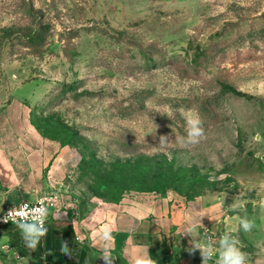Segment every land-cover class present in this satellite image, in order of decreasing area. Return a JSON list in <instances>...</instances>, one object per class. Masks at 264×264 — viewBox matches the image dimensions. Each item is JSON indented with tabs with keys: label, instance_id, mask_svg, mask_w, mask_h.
<instances>
[{
	"label": "rangeland",
	"instance_id": "374dc122",
	"mask_svg": "<svg viewBox=\"0 0 264 264\" xmlns=\"http://www.w3.org/2000/svg\"><path fill=\"white\" fill-rule=\"evenodd\" d=\"M12 100L82 151V202L237 197L255 226L231 235L264 264V0H0V112ZM181 110L202 120L196 145Z\"/></svg>",
	"mask_w": 264,
	"mask_h": 264
},
{
	"label": "crops",
	"instance_id": "0c3cea01",
	"mask_svg": "<svg viewBox=\"0 0 264 264\" xmlns=\"http://www.w3.org/2000/svg\"><path fill=\"white\" fill-rule=\"evenodd\" d=\"M20 113L13 100L0 112V208L43 197H55L56 205L49 209L47 234L35 251L26 248L17 224L0 229V264H24L26 258L27 264H107L102 258L105 244L112 264H130L134 256L145 254L156 264H202L195 244L211 242L215 250L219 245L212 235L241 230L240 202L226 195L210 200L129 192L117 201L82 202L68 191L67 182L82 151L45 140ZM60 210L66 211L65 218ZM190 214H199L191 232ZM104 225L111 228L107 242L94 234ZM63 241L69 254L61 252ZM218 255L207 264H215Z\"/></svg>",
	"mask_w": 264,
	"mask_h": 264
},
{
	"label": "clouds",
	"instance_id": "9594fccd",
	"mask_svg": "<svg viewBox=\"0 0 264 264\" xmlns=\"http://www.w3.org/2000/svg\"><path fill=\"white\" fill-rule=\"evenodd\" d=\"M181 114L184 115L186 121V135L177 137L178 141L185 146L198 144L205 136L201 118L199 117L198 113H194L192 110H188L187 112L181 110ZM167 140L168 137L161 136L160 144H166ZM259 155L260 154L257 153L258 157ZM259 204L261 207H264V200L259 201ZM231 207L235 208V205H231ZM47 215L48 210L43 206L33 208L31 210H26L25 206L24 209L20 210L14 208L8 213L4 220L7 222L11 218L15 221L16 217H20L21 220L17 222V224L21 230L22 239L25 242V246L27 249L35 251L37 245L40 243L41 238L47 234V229L44 227V221ZM196 215L190 214L188 217L191 225V227L188 229L189 232H191L196 226ZM29 218H31L33 222H28ZM240 226L245 232H249L255 226V223L254 221L249 220L247 216H244L240 218ZM94 234L99 236L105 242L112 239L111 228L108 225L102 226ZM238 243L239 241L236 237L232 236L230 233H224L218 240V249L214 250L211 242H208L206 244H195L193 250L197 248L200 249L202 255V264H207V261L212 259L217 251L219 255L215 260V264H248V256L237 246ZM61 252L64 254H69L66 241H63L61 244ZM102 258L107 262V264H112L113 262L110 252L108 251L107 244H105L104 255ZM24 264H27V258L25 259ZM130 264H156V262L145 254L134 256L131 259Z\"/></svg>",
	"mask_w": 264,
	"mask_h": 264
},
{
	"label": "built area",
	"instance_id": "2783aa9c",
	"mask_svg": "<svg viewBox=\"0 0 264 264\" xmlns=\"http://www.w3.org/2000/svg\"><path fill=\"white\" fill-rule=\"evenodd\" d=\"M55 205H56L55 197H43L40 200H38L37 202H24V203H21V204L16 205V206H6V207H3V208H0V229L2 227L6 226V225L17 224V222H19L21 220L20 217H16L15 221L10 218L7 222H5L4 218L14 208L17 209V210H20V209H24L25 206H26V210H31L33 208H38V207H41V206H43L44 208H46L48 210V215H47V217L45 218V221H44V227L46 228L48 220H49V209L51 207H55ZM59 212H60V214H61V216L63 218L66 217V211L60 210ZM28 222H33V221H32L31 218H29ZM37 226H39V225H37Z\"/></svg>",
	"mask_w": 264,
	"mask_h": 264
}]
</instances>
